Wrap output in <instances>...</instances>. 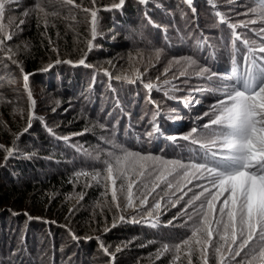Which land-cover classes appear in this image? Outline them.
Returning <instances> with one entry per match:
<instances>
[{
  "label": "trees",
  "instance_id": "obj_1",
  "mask_svg": "<svg viewBox=\"0 0 264 264\" xmlns=\"http://www.w3.org/2000/svg\"><path fill=\"white\" fill-rule=\"evenodd\" d=\"M118 2L96 0L94 6L91 0H75L84 8L100 9L98 36L90 51L86 43L91 38L90 14L78 8L46 5L48 27L45 28L34 13L21 26L22 31L16 26L25 19L23 14L34 5V0H21L11 5V10H6L4 23L11 22L10 31L16 32L8 47L15 53L14 58L23 62L24 73L30 74L29 89L36 101L32 111L43 119H33L29 131L20 135L29 124L30 111L24 73L6 56L0 58V144L11 147L19 135V154L15 158L5 163L6 153L0 150V264H113L112 257L117 253L114 264H172L174 252L156 259L157 250L165 244L171 247L190 235V227H181L188 217L181 215L177 205L168 206V202L162 200L158 218L148 216L151 205L161 196L158 190L159 195L150 196L145 208H140L138 201L136 210L126 208L123 196L117 208V202L111 200L110 186L106 190L103 183L91 182V187H86L84 177L78 181L73 179V174L80 170H103L102 160L106 158L103 152L112 150L106 140L115 139L118 145L130 151L152 154L162 145H174L165 137L171 136L169 130L179 128L174 122L177 118L166 116L168 111L164 109L162 115L156 116V113L162 100H171L169 106L176 105L190 115L191 110L182 101L174 103L181 99L177 95L180 90L175 87L177 91H170L172 98L169 99L164 91L172 86H164L151 92L164 96L155 99L143 87L144 82L116 80L117 75H130L135 69L143 74V81L153 79L147 75L149 66L144 61L127 62L122 52H134L149 41L162 39L172 47L173 39L164 34L165 28L172 25L175 39L184 38L183 33L178 35L182 27L190 33L187 38H192L188 42L184 40L180 49L187 50L193 45L197 51H202L200 53H206L207 46L199 30L200 19L206 20L207 15L218 17L209 0H193L192 5L186 0H150L146 5L139 0H126L121 9L104 10ZM219 2H213L216 8L221 5ZM197 11L203 14L202 18H198ZM54 12L57 15H52ZM216 21L220 34L227 35L223 40L220 34H215L225 44V50L221 51L223 56L232 54L237 60L240 58L238 62L242 65L246 52L243 44L237 41L238 51L234 52L231 29L221 23L220 18ZM129 26H140L131 41ZM240 33L246 37V33ZM251 41L256 45L264 42L261 38ZM187 43L189 45L185 46ZM210 54L213 67L224 64L222 56H215L212 51ZM81 58L92 67L78 64ZM57 59L62 62L56 64ZM67 60L72 63L63 62ZM102 69H107L110 76L100 71ZM155 73L163 84L166 76ZM135 117L138 119L134 120ZM154 119L161 125L163 135L149 137L146 148L138 145L144 142L142 139L148 140L146 136L152 132ZM101 124L105 127L101 128ZM48 128L54 134L49 133ZM76 133L83 134L74 135ZM65 136L71 139L67 142L61 139ZM72 145L82 146L90 155ZM98 153L100 161L95 159ZM164 159L176 160L171 156ZM81 193L83 199H80ZM121 215L125 216L124 221L119 220ZM152 222L157 226L152 227ZM172 235L181 237L175 240ZM101 241L108 247L107 254L100 248ZM180 255L178 264H187L185 253L182 251ZM210 258L209 264H216L211 253ZM193 264H201L196 256H193Z\"/></svg>",
  "mask_w": 264,
  "mask_h": 264
},
{
  "label": "snow or ice",
  "instance_id": "obj_2",
  "mask_svg": "<svg viewBox=\"0 0 264 264\" xmlns=\"http://www.w3.org/2000/svg\"><path fill=\"white\" fill-rule=\"evenodd\" d=\"M21 0H0V58L6 56L12 64H16L21 73H24L23 62H18L8 47V42L16 35V32L10 31L11 22L5 24L6 10H11V5L19 4ZM142 4H148L150 0H139ZM95 6L96 0H91ZM126 0H119L118 3H112L110 11L121 9ZM186 3L192 5L193 0H186ZM212 3V0H209ZM60 4L62 6H72L80 9L86 14H90L91 38L87 40V48L93 49V41L98 36V12L100 9L82 7V4H76L75 0H34V5L24 12L25 19H21L17 30L22 31L27 19L34 13L37 19L42 20L45 28L48 27L47 6ZM215 7V5L213 4ZM193 11H195L193 9ZM248 13L255 14L258 20L240 21L239 23H230L221 13H217L220 22L226 24L232 30L233 51L236 49V42L239 41L246 49L243 55V64L232 59V74L220 76L216 72H211L207 79L219 81L216 91L223 98H217L215 104L211 106L210 112H205L204 117H209L207 123L201 128L193 127L191 131L182 136L171 135L165 138L170 141L182 139L191 141L193 145H199V149H192L198 152L192 159L185 163L179 159L166 160L162 156L152 153H142L130 151L116 144L115 139L106 140L105 143L112 145V150H106L102 160L103 170L93 169L91 171L80 170L73 174L74 180L85 178V186L91 187V182L97 184L103 183L107 190L110 186L111 200L120 208L118 200L123 196L125 207L136 210L137 201L140 208L148 206L149 197L154 194L159 195V189L164 195L159 196L151 205L148 211L149 217L158 218L161 209V201L175 198L172 207L179 204L181 200L192 191L188 187L192 184L194 188L199 189L198 194H194L181 209V215H187L188 219L181 227H190V235L176 243L173 246L163 245L157 250L155 256L159 259L168 252H174L172 264H178L181 260L180 253H185L184 258L187 264H193V256H196L201 264H209L210 253L215 257L216 264H264V43L256 45L255 41L244 39L236 30L238 28H249V25L256 23L264 24V0H255V7L248 10ZM39 14H43L42 16ZM57 15V13H52ZM264 41V27L255 33ZM135 33L129 35L128 39L133 40ZM55 51V49H53ZM156 59L159 60L162 50H156ZM62 61L57 59L56 64ZM71 64V60L63 61ZM185 64L179 75L188 76L187 69L196 65V61L191 57H183L176 60L175 64ZM110 63V62H109ZM78 64L92 67L86 64L85 59L81 58ZM52 64L48 65L51 68ZM45 71L47 69H44ZM105 75H109L107 69H102ZM210 70L200 67L194 73L196 77H204ZM168 69H165V74ZM29 75L24 73V88L28 93L29 100V124L22 131L27 133L31 127L33 119H43L35 116L33 111L36 107V101L32 97L29 89ZM142 73L135 69L130 75H117L116 80L127 81L128 83L142 82ZM175 78V77H174ZM159 79V78H158ZM170 80H164L158 87L155 83H143V87L151 93L153 90H161L164 86L171 85ZM178 89L172 86L164 91V95L171 99L169 92H175ZM150 102L151 98L149 97ZM157 115L159 106H157ZM203 117H201L202 119ZM101 128L105 126L99 125ZM49 133H53L48 128ZM54 134V133H53ZM76 133L74 135H82ZM163 135L161 125L156 123L155 119L152 125V132L148 135ZM196 137L194 138V135ZM64 141H69L71 137H62ZM19 135L13 141L11 147L0 144V150L5 155V163L10 158H15L19 154L18 149ZM78 151L83 150L85 154L90 155L82 146L72 145ZM96 160H101V154L98 153ZM183 176H180V173ZM180 176L173 183V178ZM186 181V183H185ZM193 182H195L193 184ZM187 188V191H185ZM119 193V195H118ZM181 193V195H177ZM200 203L199 208L194 209V215L188 214V207ZM83 199V193L80 194ZM27 215V213H25ZM125 216H119L120 221H124ZM174 219H176L174 217ZM133 222H138L133 219ZM191 222V223H189ZM169 223H172L171 221ZM116 226L115 222L112 225ZM156 227V223H151ZM74 238L75 234H73ZM87 239H92L88 237ZM99 240V237H95ZM151 243V242H150ZM256 245V247H252ZM100 248L107 254L108 247L100 242ZM120 249H117L119 251ZM241 257L237 261L236 258ZM114 264V256L112 257Z\"/></svg>",
  "mask_w": 264,
  "mask_h": 264
},
{
  "label": "rangeland",
  "instance_id": "obj_3",
  "mask_svg": "<svg viewBox=\"0 0 264 264\" xmlns=\"http://www.w3.org/2000/svg\"><path fill=\"white\" fill-rule=\"evenodd\" d=\"M219 1L221 5L218 8H216L217 6H215L214 10L217 13H221L230 23H239L240 21H249V20L259 19L255 14H252V13H248L247 15L244 14V13H247L249 9L255 7V5H253V2L255 1L253 0H219ZM213 2H215V0H212V4H214ZM197 14H198V18H202L203 14L201 13L199 14L198 11H197ZM205 18L206 20L204 21L200 19L201 26H199V30L201 31V35L203 36L204 42L207 46L206 53L205 52L200 53L202 51L200 52L197 51L193 45H190L187 50H185V47H182L180 49V47L183 45L184 40L185 42H188V41H191L192 38H189V39L187 38L188 36H190L189 35L190 33H188V31H185V29L182 27L180 28V31H178V35H181V33H183L184 38L175 39V29L172 25L171 26L169 25L168 29L165 28V32H164V34H167L168 37L171 36L169 38L173 39V43H175V45L172 43L173 44L172 47L168 45L167 43L163 42V39H162V40H155L153 42L149 41V44L146 43L139 50H136L134 52L133 51L132 52L131 51L122 52L124 57H126L127 62L133 59L132 63L136 64L137 62L135 60H142L147 64V66H149L146 73L147 75L149 74L153 78L149 82L157 84L158 87L160 84H162V79H158V77H155L154 75V73L156 72L154 70L157 69V72L155 73L156 75L162 73L161 74L162 76H166L164 78L172 82L171 85H169L170 87L175 86L176 88L180 90L177 93V95L181 99L180 101L177 100L174 103L178 104V102L182 101V103L185 104L187 108L191 110L192 113L190 115H187V112L183 111L180 107L176 105L169 106L168 103L172 102L171 100L170 101L162 100L161 104H159L160 115L163 114L161 110L163 109L167 110L168 114H165V115L168 116L169 118H171V116L174 118H177L174 120V122L177 125H180L179 128L169 130L168 132L169 135L182 136L184 134L189 133L193 127H197L199 130V128H201L203 124L208 122L209 117H204L203 114L205 112H210L211 106L216 103L217 98L222 99L223 96L219 92L216 91V88L219 86V81H215V80L210 81L207 79V76L211 75V72H216L220 76H228L232 74V69H233L232 59L234 56L232 54L229 56L227 54H224L223 56V53L221 52L222 50H225L224 48L225 44H223V40L227 37V35L222 34V33L220 34V31H218L219 24L217 23L216 20L220 17L219 16L214 17L212 15H207V17ZM180 24L181 23H179V25ZM262 27H264V24L258 22L254 25H249V28L247 29L238 28L236 31L239 34H242L240 32H243V35L244 33H246V35H244L246 37H243V38L251 41L252 39L260 38L255 33L258 32L260 28ZM162 28L164 27L162 26ZM224 32L227 33V31H224ZM215 34L216 36L220 34L223 40H221L220 38H216ZM151 42L153 45H151ZM229 42H231V39L229 40ZM187 45H189V43L185 44V46ZM209 47L210 49L211 47H213L212 48L213 50H209ZM158 49L162 50V55L160 56L159 60L156 59V55H155L156 50ZM244 50L246 49L244 48ZM211 51L215 52L214 54L215 56L217 55L222 56L224 60V64H221V66H218L217 68L213 67L212 64H210V62H212L210 58H213V55L210 54ZM219 52L222 55H220ZM183 57H191L193 60L197 62L196 65L187 69L188 71L187 77H182L179 75L182 68L185 67V64L183 62L181 64L174 63L176 60H181V58ZM239 60L240 58L237 61ZM153 64H155L156 66H153ZM215 65H219V64L215 63ZM200 67L207 68L210 71L204 77H196L194 73L198 71ZM165 69H168V72L166 74H165ZM142 82L148 83L143 80ZM153 96L155 99L164 98V96L162 97V93H151V98ZM195 104L199 105L198 108L194 107ZM175 115H178L179 117L177 116L175 117ZM156 116H158L157 113H156ZM201 117L203 118L201 119ZM137 119L138 117H135L134 120H137ZM160 119L163 120V118H160ZM180 119L186 122H180L181 121ZM149 133L150 132H148V134ZM193 135H194V138H198L196 137V134H193ZM141 136H144V135L141 134ZM149 137L151 136L147 135L146 139H148ZM142 140L144 142H141L138 145L143 144V146H145L146 148L147 144H149L150 139L148 140L142 139ZM172 143H174V145H171V146L162 145L161 147H159L161 149L159 150L157 149L156 150L157 152L153 154L162 156L163 158L171 156L174 159H179L185 163H188L192 159L193 156L198 154V152H194L192 151V149L195 148L198 150L199 145H193L191 141H184L182 139H178L177 141L172 142ZM116 144H118L117 141H116ZM180 176H183L182 172L180 173ZM180 176H175L173 178V183H175V181L179 179ZM194 183L195 182H193V184ZM188 187L192 188V191L188 192L187 195L184 197L183 200L180 201L179 204H176L179 207L178 211L180 208L182 209L184 207L185 203L189 199H191L194 194H198L199 192V189L194 188L192 184H189ZM185 191H187V188H185ZM158 192L161 196L164 195V193L160 191L159 189H158ZM177 195L179 196L181 195V193H177ZM164 201H167L169 204L168 206H170L171 203L175 202V198H171L170 200L165 199ZM202 201H203V198L201 201H197L195 202V204L190 205L187 210L188 214L194 215V209L199 208L200 203ZM183 216H187V215H183ZM172 237H174V239L177 240L181 236L172 235ZM252 247H256V246L252 245ZM118 254L119 253H117L116 256H118ZM116 256L114 255V260ZM236 260L237 261L241 260V257H237Z\"/></svg>",
  "mask_w": 264,
  "mask_h": 264
},
{
  "label": "clouds",
  "instance_id": "obj_4",
  "mask_svg": "<svg viewBox=\"0 0 264 264\" xmlns=\"http://www.w3.org/2000/svg\"><path fill=\"white\" fill-rule=\"evenodd\" d=\"M140 30V26H129V35L132 34L133 32L136 33L137 31Z\"/></svg>",
  "mask_w": 264,
  "mask_h": 264
}]
</instances>
